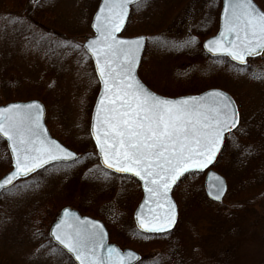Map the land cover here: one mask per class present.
Returning a JSON list of instances; mask_svg holds the SVG:
<instances>
[{"label":"rangeland","instance_id":"1","mask_svg":"<svg viewBox=\"0 0 264 264\" xmlns=\"http://www.w3.org/2000/svg\"><path fill=\"white\" fill-rule=\"evenodd\" d=\"M30 1L0 0V104L40 100L46 106L51 132L71 149L87 153L78 163L53 164L0 193V264H6L5 260L68 264V256L61 257L47 238L53 214L66 205L81 208V213L112 226L114 236L117 232L126 236L141 192L135 180L105 171L92 153L89 124L98 81L82 43L93 35L90 22L99 0H41L28 9ZM162 1L146 0L143 6H133L123 35L138 30L147 7ZM257 1L264 9V0ZM164 2L170 10L163 15V27L145 33L146 47L138 69L142 81L167 96L219 87L235 91L244 105H252L258 99V83H239L248 91L245 99L241 88L232 83L233 64L227 58L209 60L201 47L204 38L216 31L220 0ZM42 9L52 16L37 21ZM191 38L194 42L186 44ZM4 145L0 140V176L9 170ZM191 189L185 183L179 187L180 191ZM203 194L195 188L194 195H181V204H191L186 209L182 205L181 264H219L222 257L223 264H264V203L235 212L232 218L221 217L227 211ZM37 229L44 233L39 243L33 239ZM50 248L57 250L55 256L48 252ZM172 254V264H178L176 253ZM148 261L145 264H157L156 257Z\"/></svg>","mask_w":264,"mask_h":264},{"label":"snow or ice","instance_id":"2","mask_svg":"<svg viewBox=\"0 0 264 264\" xmlns=\"http://www.w3.org/2000/svg\"><path fill=\"white\" fill-rule=\"evenodd\" d=\"M132 3L139 7L146 0H103L95 17L99 36L86 45L104 84L92 135L107 169L131 173L144 182L148 195L136 213L139 228L167 233L177 224L170 189L186 173L202 171L213 163L225 132L239 124L240 113L235 100L224 91L214 89L200 97L167 99L148 90L136 78L144 37L120 39L116 35ZM223 14L224 30L207 42L210 52L226 54L241 65L246 64V57L264 54V11L253 0H224ZM193 42L191 38L185 43ZM42 116L43 108L36 102L0 108V134L10 142L15 161L14 170L0 177V189L8 190L18 178L50 162H79L74 151L48 137L41 124ZM224 191V181L215 176L209 183L208 195L220 201ZM63 215L49 227V239L66 250L60 252L61 257L71 254L79 264H129L140 260L132 251L125 256L119 249L106 246L107 234L98 221L81 220L67 208ZM43 236L39 229L33 232L38 243ZM44 247L41 243L40 248ZM48 252L57 254L55 248ZM68 264L74 262L69 259Z\"/></svg>","mask_w":264,"mask_h":264},{"label":"trees","instance_id":"3","mask_svg":"<svg viewBox=\"0 0 264 264\" xmlns=\"http://www.w3.org/2000/svg\"><path fill=\"white\" fill-rule=\"evenodd\" d=\"M257 2L261 6V2ZM169 8V3H165L164 0L161 3L152 2L147 7L146 15L142 17L143 23L137 28L138 30L135 32H129L127 35H133L134 33L145 34L163 27L164 23H161V20L164 17L163 15L165 11ZM208 59L219 61L221 58ZM258 60H261L262 62H257ZM254 63H262L263 67H255ZM233 68L236 69L234 73H231V76L235 78V82L232 83L236 85L237 89L241 88L242 94L245 95L244 98H249L248 94H246L248 91L245 90L246 87H241L239 83L242 84L243 80H246L258 83L256 93L258 99L254 98L253 100L255 102L252 105H244L243 101L240 100L235 91H231V95L235 99L239 109L240 121L236 129L226 135L223 149L214 165L216 170L224 175L229 186L224 199L219 203L220 208L222 207L224 211H227L221 213V217L229 218H232V215L235 212H241L242 210L249 209L256 204L259 205L264 203V54L248 60L245 66H237L233 64ZM220 85L224 86L222 84ZM51 133L53 136L57 137L53 132ZM92 149V153H95L94 147ZM86 153V151L79 152V159ZM202 179V174L190 173L184 176L174 188L173 196L179 209V221L173 231L156 235L143 234L137 231L133 223H131V228L127 231L126 236L120 234V232H117L114 236L112 233V226L106 224L111 241L139 251L142 254V259L138 264L150 262L148 261L150 257H156L157 264H172V253H176L174 261L181 264L183 258L182 247L184 245V235L178 233V229L182 219V205L185 209L188 208V206H191V204L187 203L181 204V195L183 196L186 194L187 196H192L195 193V188L203 194ZM183 183L187 184V186L192 189L180 191L179 187ZM78 209L81 212H84L81 208ZM55 216L56 215L53 214L48 223H51ZM47 238L49 243L53 245L49 237ZM153 250H157V252L149 256L150 252ZM154 259L155 258H153V260ZM222 260L223 257L219 264L226 262ZM6 264L12 263L6 262Z\"/></svg>","mask_w":264,"mask_h":264},{"label":"water","instance_id":"4","mask_svg":"<svg viewBox=\"0 0 264 264\" xmlns=\"http://www.w3.org/2000/svg\"><path fill=\"white\" fill-rule=\"evenodd\" d=\"M223 2H224V0H222V8H221V12H220L219 28H218V31L216 32L215 35H213V36H211V37H208L207 39H205V40L202 42V48L204 49V51H205L208 55H210V56H212V57H216V56H225V57H228L229 60L233 61L234 63H236V64H238V65H241V64H239V62L232 60V58H231L230 56H228V55H226V54H223V53H212V52H210V51L208 50V48L206 47L207 42H208L209 40H212V39L218 37L219 34H220V32L224 30ZM253 2H254V1H253ZM102 3H103V0H100L98 6H97V8H96V10H95V12H94V14H93V16H92V19H91L90 27H91V29L93 30L94 35L91 36V37H88V38L85 40V42L83 43V47H84V49L87 51V53H88V54L90 55V57H91V60H92V63H93V67H94V71H95L96 77H97L98 82H99V91H98V94H97V96H96V99H95V102H94L93 108H92L91 119H90V127H89V132H90L91 138H92V140H93V143H94V145H95V148H96V150H97L98 157H99V148L96 147L95 138H94V136L92 135V127H91V126H92V124L95 122V118H96V108H97V105H98V103H99V101H100V97H101L102 95H104V84H103V81L100 79L99 72L96 70V61H95V57L91 54L90 51L87 50L86 45H87V43H88L89 40H95V39L97 38V36H99V33L96 31V27H95V24H96V19H95V17H96L97 12L99 11V5H101ZM254 3H255V2H254ZM132 4H133V3H132ZM255 4H256V3H255ZM130 5H131V4H129V5H128V8H127V16L125 17V23H124V26L126 25V21H127L128 15H129ZM124 26L122 27L121 32H122ZM121 32H119V33L116 34L117 37L120 38V39H133V38H136V37H144V43H143V46H142V48L140 49V51H139V53H138V57H139V59H138V65H137V69H138V66H139V64H140V60H141V57H142V53H143V50H144V47H145V43H146L145 36H144V35H138V36H134V37H123V36L120 35ZM255 57H257V56H255ZM249 58H254V57H246V61H247V59H249ZM136 78H137V79H138V80H139V81H140V82H141V83H142V84H143L148 90H150L151 92H153V93L156 94V95H159V96H161V97H163V98H167V99H181V98H185V97H189V96L200 97V96H204L206 93H208V92H210V91H212V90H214V89H218V90H221V91L226 92L225 90H222V89H219V88H210V89L204 90V91H202V92H200V93H197V94H187V95L176 96V97H167V96H163V95L158 94V93L152 91L151 89H149V88H148V87H147V86L141 81V79L139 78V76H138V74H137V70H136ZM226 93H227V94L233 99V97H232L228 92H226ZM32 102L39 103V104L42 106V108H43V116H42V118H41V124L43 125V127H44V129H45V131H46V134L48 135V137H49L50 139L56 140L58 143H60L62 146H64L61 142H59L56 138L52 137L51 134L49 133V130H48V128H47V126L45 125V122H44V118H45V108H44L43 103H41L40 101L35 100V99H33V100H26V101H14V102H9V103H7V104H5V105H3V106L0 105V108L6 107V106H8V105H10V104H22V105H26V104H29V103H32ZM234 129H235V128L231 129V131L234 130ZM227 133H228V132H225V134H224V138H225V135H226ZM0 136L3 137V138L5 139V141H6V143H7V147H8L9 153H10V155H11V146H10V142H9V141L7 140V138L4 137L2 134H0ZM224 138H223L222 143H221L220 151H221V149H222V147H223ZM64 147H66V146H64ZM70 150H71V149H70ZM71 151H73V150H71ZM220 151L217 153L216 158L218 157ZM76 154H77V153H76ZM101 159H102V158L99 157V162H100V164H101L105 169H107V168L101 163ZM11 160H12V169H11L10 171L14 170V163H15V161H14V157H13L12 155H11ZM69 161H71V160H69ZM215 161H216V159L213 161L212 164L208 165V167H206V168L203 169L202 171H201V170H194V171H192V172H202V173H204V181H203L204 192H205L206 197H207L208 199L212 200V201H215V200H214L212 197H210V196L208 195V190H209V183H210V181H212V180L215 179V176H219V177L224 181L225 191H224L223 196L221 197V200H222V198L224 197V195H225V193H226V191H227V183H226L225 178H224L221 174H219L215 169H213V167H212ZM57 162H68V161H63V160H62V161H57ZM51 163H54V162H50L49 164H51ZM45 166H46V165H45ZM40 169H41V168H40ZM38 170H39V169H38ZM107 170H109V171H111V172H113V173H116V174H123V175H129V176H132V177H134V178L139 182L140 187H141V190H142V197H141L139 203L137 204V206L135 207V209H134V211H133V220H134L135 226H136V228H137L139 231H141V232H143V233H148V234H160V233H155V232H145V231H143V230H141V229L139 228V223H138V220H137L136 213H137L138 211H140V206L144 203V200H145V198H146L147 195H148V194L144 191V182H143L142 180H140L139 177H136V176H134V175L131 174V173H119V172H116V171L113 170V169H107ZM10 171H9V172H10ZM9 172H8V173H9ZM190 173H191V172H190ZM6 174H7V173H6ZM30 174H32V173H30ZM30 174H29V175H30ZM186 174H188V173H186ZM186 174H185V175H186ZM185 175H184V176H185ZM2 177H3V176H2ZM26 177H27V176H26ZM21 178H25V177H21ZM181 178H182V177H181ZM181 178H180V179H181ZM18 179H20V178H18ZM9 186H10V185H9ZM9 186H8V187H9ZM174 186H175V185H173V187H174ZM173 187H172V188L170 189V191H169V197H170L171 200L176 204V202H175V200H174V198H173V196H172V190H173ZM2 190H3V189H0V192H1ZM221 200H220V201H221ZM220 201H215V202H220ZM152 207L155 208V204H153ZM65 208L69 209V210H70L72 213H74L76 216H79V217L81 218V220H84L85 218H87V219H89V220H95V221H98L100 224H102V225L104 226V231H105L106 234H107L106 237H105V244H106V246H113V247L119 249L120 253H121L122 255H125V256L127 255V253H128L129 251H132V252H134L137 256L140 257L139 253H137V252L134 251V250H131V249H129V248H125V249L122 250V249H120V247H119L117 244L112 243V242H109V239H108V232H107V229H106L105 225L103 224V222H102L101 220H99V219H94V218L89 217V216H87V215H81L80 212H79L77 209H75V208H71V207H69V206H65V207H63V208L59 211L58 215L55 217V220L52 222L51 225H54V224H55L56 222H58L60 219H63V218H64L63 210H64ZM176 208H177V205H176ZM161 211H163V210H161ZM144 212H145V214L148 213V207H147V206H145V208H144ZM177 218H178V210H177ZM174 227H175V226H174ZM174 227H173V228H174ZM173 228H172V229H173ZM172 229H171V230H172ZM171 230H169V231H171ZM169 231H168V232H169ZM48 233H49V232H48ZM52 241L55 242L54 240H52ZM55 243L57 244V242H55ZM57 245H58V244H57ZM60 247L62 248V246H60ZM65 251H66V250H65ZM102 251H104V250H102ZM70 255H71V254H70ZM72 258H73V260H74V257H72ZM137 262H138V261H130L129 264H135V263H137ZM75 263H76V264H79L78 261H75Z\"/></svg>","mask_w":264,"mask_h":264},{"label":"bare ground","instance_id":"5","mask_svg":"<svg viewBox=\"0 0 264 264\" xmlns=\"http://www.w3.org/2000/svg\"><path fill=\"white\" fill-rule=\"evenodd\" d=\"M41 0H35V1H30V5H29V8L28 9H31L30 8V6H33V5H36V6H34V7H37V4H38V2H40ZM52 16V14L50 13V12H48V13H46V11L44 10V9H42L41 10V14H40V17H38L37 18V21H40L41 19H48V17H51ZM5 105V104H4ZM3 106V105H2ZM50 133V132H49ZM51 134V133H50ZM3 144H5L4 145V148L5 149H8V147H7V143L6 142H3ZM218 158V157H217ZM217 158H216V160H217ZM7 162V165L10 167L11 166V161H9V160H7L6 161ZM216 162V161H215ZM215 164V163H214ZM7 172V171H6ZM6 172H4L3 173V175H1L0 177H2V176H4L5 174H6ZM59 249V248H58ZM66 256H68V258L69 259H73L72 257H71V255L70 254H65ZM6 262H8L7 260H5ZM0 262H1V260H0ZM5 262V263H6Z\"/></svg>","mask_w":264,"mask_h":264},{"label":"flooded vegetation","instance_id":"6","mask_svg":"<svg viewBox=\"0 0 264 264\" xmlns=\"http://www.w3.org/2000/svg\"><path fill=\"white\" fill-rule=\"evenodd\" d=\"M5 154H6L5 159L9 160V155H8L7 149L5 151Z\"/></svg>","mask_w":264,"mask_h":264}]
</instances>
